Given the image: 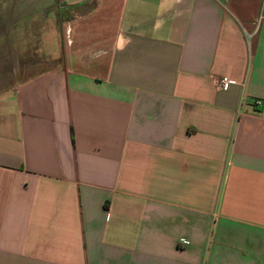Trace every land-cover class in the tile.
<instances>
[{
    "label": "crops",
    "instance_id": "0c3cea01",
    "mask_svg": "<svg viewBox=\"0 0 264 264\" xmlns=\"http://www.w3.org/2000/svg\"><path fill=\"white\" fill-rule=\"evenodd\" d=\"M0 264H264V0H0Z\"/></svg>",
    "mask_w": 264,
    "mask_h": 264
},
{
    "label": "built area",
    "instance_id": "2783aa9c",
    "mask_svg": "<svg viewBox=\"0 0 264 264\" xmlns=\"http://www.w3.org/2000/svg\"><path fill=\"white\" fill-rule=\"evenodd\" d=\"M231 85V81L228 77H223L220 81H219V84H218V87L222 90H228L229 86ZM255 105L257 106H262V101L260 100H257L255 102Z\"/></svg>",
    "mask_w": 264,
    "mask_h": 264
},
{
    "label": "rangeland",
    "instance_id": "374dc122",
    "mask_svg": "<svg viewBox=\"0 0 264 264\" xmlns=\"http://www.w3.org/2000/svg\"><path fill=\"white\" fill-rule=\"evenodd\" d=\"M40 23H39V27L40 28H44L45 27V25H46V23L45 22H48V21H46V18H43V17H41L40 16ZM54 23H52V22H48V27H46L45 29H48V32H49V34H50V32L52 31V25H53ZM58 25V24H57ZM57 27L58 26H56L55 24H54V28H56L57 29ZM50 30V31H49ZM47 32V31H46ZM24 70H22V72H23Z\"/></svg>",
    "mask_w": 264,
    "mask_h": 264
}]
</instances>
